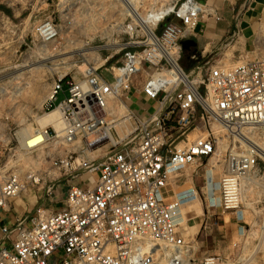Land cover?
<instances>
[{
	"label": "built area",
	"instance_id": "obj_1",
	"mask_svg": "<svg viewBox=\"0 0 264 264\" xmlns=\"http://www.w3.org/2000/svg\"><path fill=\"white\" fill-rule=\"evenodd\" d=\"M116 2L124 20L106 52L99 47L79 78L52 80L41 113L56 119L11 132L0 151V264H211L192 257L176 220L197 190L175 191L171 175L223 152L224 211L241 210L245 189L264 180V155L238 136L264 127V22L250 55L226 64L243 37L241 12L208 53L182 45L204 13L219 19L198 0L145 16ZM42 24L49 42L58 29ZM18 151L37 167L23 171ZM31 191L37 203L13 213L11 201Z\"/></svg>",
	"mask_w": 264,
	"mask_h": 264
},
{
	"label": "rangeland",
	"instance_id": "obj_2",
	"mask_svg": "<svg viewBox=\"0 0 264 264\" xmlns=\"http://www.w3.org/2000/svg\"><path fill=\"white\" fill-rule=\"evenodd\" d=\"M128 1L145 15L166 7L171 0ZM123 14L116 0H0V151L4 157L11 132L38 125L36 117L42 115L41 103L52 80L65 74L79 78L86 65H92L97 49L100 47L104 54L110 47L111 34L124 20ZM47 21L58 33L43 42L36 27ZM231 50L226 52V64L235 61ZM57 97L61 100L63 94ZM243 131L264 149V127ZM197 134L196 129L190 137ZM18 153L23 171L29 165L37 167L30 154ZM222 155L190 165L172 177L175 191L192 186L197 190V196L188 199L176 216L179 229L198 262L210 259L211 264H264V180L245 189L241 210L224 211L219 193ZM20 197L11 201L17 215L37 203L32 197L23 204ZM57 206L60 204L54 208Z\"/></svg>",
	"mask_w": 264,
	"mask_h": 264
},
{
	"label": "crops",
	"instance_id": "obj_3",
	"mask_svg": "<svg viewBox=\"0 0 264 264\" xmlns=\"http://www.w3.org/2000/svg\"><path fill=\"white\" fill-rule=\"evenodd\" d=\"M198 1L212 10L213 14L219 16V19L206 13L200 17L195 32L191 37V39L195 41L194 48L197 50L204 49L208 53H215L221 46L224 38L232 29L234 14L238 11L242 13L243 37L239 38L233 47V58H235L234 60L236 61L239 59L238 55L243 57L249 56L251 50V30L256 26L258 18L264 22V0H255L251 6L252 8L246 10H244L245 3L241 2V0ZM246 31H249L248 34H245ZM32 197L36 199L38 195H32L31 193V196L29 197L23 195L20 198L23 199L24 204L26 199ZM14 203L15 202H13V206ZM4 219L7 220V218Z\"/></svg>",
	"mask_w": 264,
	"mask_h": 264
},
{
	"label": "bare ground",
	"instance_id": "obj_4",
	"mask_svg": "<svg viewBox=\"0 0 264 264\" xmlns=\"http://www.w3.org/2000/svg\"><path fill=\"white\" fill-rule=\"evenodd\" d=\"M127 6H129V8H131L132 10L136 11V8L134 6H132V2L128 1V0H122ZM157 13L156 15H158V12H155ZM145 16V15H144ZM154 16V15H153ZM144 18V17H143ZM146 20V18H145ZM39 29V32L41 35H45V31H46V26L44 24H41L39 25L38 27ZM56 119V113L53 112L52 114H42L38 117H36V123L39 125V126H45L46 124H48L49 122H52ZM246 129V128H244ZM25 129L19 131L20 134H23L25 131ZM246 131H238V136L239 138L244 141L246 144H249V145H253L255 147L258 148V150L260 151V153L262 155H264V149H262L261 147L258 146V144H256L255 142H253L250 138H248V136H246ZM248 135V134H247ZM40 139L39 136L35 137V138H31V139H27V141L25 142V146H31L35 141H38ZM215 164L214 165H217L218 164V161L216 160L214 162ZM212 165V167L214 166ZM178 173H175L173 175H171V178H170V181L172 179V177L176 176ZM189 188V187H187ZM185 188V189H187Z\"/></svg>",
	"mask_w": 264,
	"mask_h": 264
},
{
	"label": "water",
	"instance_id": "obj_5",
	"mask_svg": "<svg viewBox=\"0 0 264 264\" xmlns=\"http://www.w3.org/2000/svg\"><path fill=\"white\" fill-rule=\"evenodd\" d=\"M182 45H183L184 48L187 47L188 45H192V46H194V45H195V41L192 40V39H190V40H186V41H183V42H182Z\"/></svg>",
	"mask_w": 264,
	"mask_h": 264
}]
</instances>
